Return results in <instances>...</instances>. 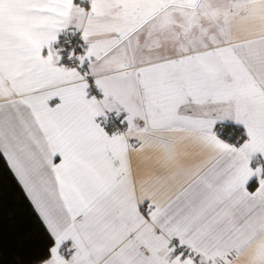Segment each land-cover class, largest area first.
Listing matches in <instances>:
<instances>
[{
  "label": "snow or ice",
  "instance_id": "snow-or-ice-1",
  "mask_svg": "<svg viewBox=\"0 0 264 264\" xmlns=\"http://www.w3.org/2000/svg\"><path fill=\"white\" fill-rule=\"evenodd\" d=\"M0 264H264V0H0Z\"/></svg>",
  "mask_w": 264,
  "mask_h": 264
}]
</instances>
